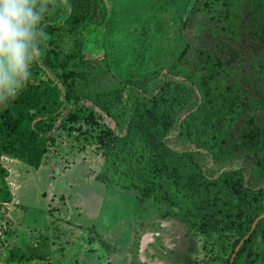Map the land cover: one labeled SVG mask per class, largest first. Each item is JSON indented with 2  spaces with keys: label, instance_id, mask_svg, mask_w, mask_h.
I'll return each mask as SVG.
<instances>
[{
  "label": "rangeland",
  "instance_id": "rangeland-1",
  "mask_svg": "<svg viewBox=\"0 0 264 264\" xmlns=\"http://www.w3.org/2000/svg\"><path fill=\"white\" fill-rule=\"evenodd\" d=\"M103 1L106 18L102 25L85 27L74 39L62 40L54 34L47 40L60 57L75 50V54L83 52L102 60V68L91 80L105 90L127 77L167 72L175 65L179 80L185 72L199 75L196 65L201 60L200 50H219L232 42L230 37H243V28L248 24V0H227L224 5L214 4L194 12L196 0ZM56 4L35 8L40 21L53 16ZM184 48L187 52L182 54ZM74 60L55 69L43 67L27 76L28 80L59 86L73 83L83 89L77 76H65L78 73ZM239 69H229L219 86L232 84ZM6 95L0 94V101ZM101 123L112 126L108 120ZM137 124L131 147L136 162L147 164L156 150L141 122ZM86 129V133L66 131L58 136L38 168L0 158V164L10 173L8 183L13 196L10 204L0 206V264H140V244L150 235L157 243L144 249L148 264H224L222 258L231 249L229 240L221 242L216 234L193 235L181 222L163 219L166 205L138 203L136 191L123 189L125 167H105L92 137L94 132L87 127L82 131ZM184 164L189 163H181L182 174L187 169ZM103 178L107 181L102 182ZM165 179L168 192L182 190L179 174ZM91 226L110 249L88 240ZM41 238L48 240V248ZM12 249L25 254L47 251L48 257L11 262Z\"/></svg>",
  "mask_w": 264,
  "mask_h": 264
},
{
  "label": "trees",
  "instance_id": "trees-1",
  "mask_svg": "<svg viewBox=\"0 0 264 264\" xmlns=\"http://www.w3.org/2000/svg\"><path fill=\"white\" fill-rule=\"evenodd\" d=\"M51 2H57L54 14L37 26L34 40L37 53L27 76L43 67L66 66L75 59L78 73L65 76H77L84 88L65 82L61 86L44 82L34 84L27 79L15 99L6 95L0 101V158L15 159L38 168L58 136L66 131L86 133L87 129H82L87 127L94 132L92 137L105 167H125L129 171L125 174L123 187L135 190L142 200L161 201L170 199L165 190L164 175L190 153L168 146V137L173 130L187 136L196 147L206 148L221 165L244 156L245 167L223 171L214 179L206 180L191 171L186 186L194 206L178 207V215L198 231L234 232L232 255L240 241L249 234L255 220L264 214V123L253 125L249 120V113L259 108L258 103L237 94L231 104L218 109L220 103L215 104L209 94L213 89V78L222 69L216 59L204 63L203 69L209 78L207 82L202 80L195 84L191 81L186 85L175 78L178 70L174 67L166 73L127 77L109 90L94 86L91 77L104 62L83 52L75 54V50L60 57L47 37L57 34L62 40L74 39L85 27L102 25L106 18L104 1L36 0L35 8ZM196 4H200V0H196ZM191 95L196 99L190 104L188 113L178 117L176 107L182 106ZM206 100L211 107L206 105ZM261 107L264 108V103ZM105 120L112 126L101 123ZM138 121L156 150L153 160L147 164L136 162L131 147ZM247 169H250V180L244 182L243 172ZM9 175L8 169L0 164V206L12 202ZM252 178L255 190L252 189ZM180 183L183 184V178ZM89 239L105 246L92 230ZM43 243L48 247V240ZM45 256V252L32 250L23 254L12 249L9 260L29 262L42 260ZM262 261L264 218L254 224L253 232L240 245L231 264H258Z\"/></svg>",
  "mask_w": 264,
  "mask_h": 264
},
{
  "label": "flooded vegetation",
  "instance_id": "flooded-vegetation-1",
  "mask_svg": "<svg viewBox=\"0 0 264 264\" xmlns=\"http://www.w3.org/2000/svg\"><path fill=\"white\" fill-rule=\"evenodd\" d=\"M226 2L227 0H200V4L198 5L195 4L191 12H194L195 10H199V9H207L214 4L224 5L226 4ZM246 17L248 19V24H246L243 28L244 30L243 37L241 36L230 37L232 42L231 43L226 42L224 46H221V48H219V50H204V51L200 50L201 60L196 65V70L198 73H200L199 75H196L192 72H185L183 73L182 75L183 77L181 78V80H179L177 77H179L180 72L177 65L173 66L171 69L176 67V69L178 70V74L177 76H175V78L178 81L183 82L186 85H189L191 81L197 84L202 80L205 82L209 80L206 70L203 69V67L205 66L204 65L205 61L212 59L218 60L221 64L222 69L220 73L216 75V77H214L212 80L213 89L211 90V92L209 90L210 97L214 99L213 102L215 104L218 105L220 103V106L218 107L219 110H222L225 105L231 104L234 97L237 94H240L241 97L243 98L248 97L249 100L252 99L253 101H256L258 103L259 108L258 109L255 108L253 109L252 113H249L250 114L249 120H252L251 124L256 125L258 123L261 124L264 123V108L261 107V105L264 103V0H248ZM186 52L187 49L184 48L182 54H185ZM233 67H240V69H239V73L233 76L232 84L222 83V85L219 86L220 79L224 76L226 72L229 71V69ZM161 73H166V72H161ZM195 99H196L195 95L193 96L191 95L190 98L185 103H183L182 106H177L176 107L177 116L184 117V115L187 114L189 111L190 104L194 102ZM245 101H247V99H245ZM210 104L211 103L206 100V105L211 107ZM118 132H121V130H118ZM168 139H169L168 146L171 149L179 152H185V151L190 152L183 156V159L176 164L177 165L176 168L168 170L163 177L165 181L166 180L165 178H167L168 176L172 174L173 175L179 174L181 180L183 178V184L179 182L182 190H179L178 192L170 193L167 190V185H165L166 186L165 190L168 196H170V199L161 200V201L142 200L139 198V195L136 192L137 201L140 204L146 202H152V203L166 205V209L161 214L163 219H172L181 222L183 226L193 235L216 234L218 238L221 240V242L224 240L226 241L229 240L230 248H231L230 252L225 258H222L223 263L227 264V258L231 255L232 244L235 241V237H236L235 233L234 232L217 233V232L198 231L197 229L189 226L188 223H186L182 219V217L178 215L179 208L181 205H187L190 207L194 206L191 200L189 199L190 191L188 189V186H186L187 176H189L188 174H190L191 171L194 172V174L196 175L201 174L204 178H206V180L214 179L223 171L237 170L240 167H245V163H244L245 157L242 156L240 160L235 159L229 163L227 162L221 165L215 162V160L212 158V155L209 153V151L206 148L196 147L194 143L190 142V139L187 136L178 134V132L175 130L172 131ZM183 161H188L189 163V164H184L186 165L187 168L184 172L185 174L180 173L181 163ZM189 166L194 167V169L189 170L188 169ZM128 172L129 171L126 170L125 174H127ZM243 173H244V182L250 180V169L245 170ZM251 184H252V189L255 190V180L253 178L251 179ZM123 189L125 188L123 187ZM125 190H129V189H125ZM263 205H264V198H263ZM110 220L112 219L110 218ZM90 230L98 234V236L100 237L101 241H103L105 246H101L100 243L95 241L94 243H97L98 245H100L101 248H104L105 250L110 249V245L106 243L104 239L101 238L100 234L94 230L93 226H91L88 230L89 241H90L89 239ZM252 232L253 230L252 231L250 230L247 238H249ZM44 240L46 239L41 238L42 242ZM156 243H157L156 237L153 235L147 236L142 240L139 250L140 264H148L143 256L144 249L145 247ZM235 250L234 253H232L228 264H231L233 262V259L235 258V255L237 253V252L235 253ZM45 253H46L45 258H47L48 252L46 251ZM233 255L234 258L232 259Z\"/></svg>",
  "mask_w": 264,
  "mask_h": 264
},
{
  "label": "clouds",
  "instance_id": "clouds-1",
  "mask_svg": "<svg viewBox=\"0 0 264 264\" xmlns=\"http://www.w3.org/2000/svg\"><path fill=\"white\" fill-rule=\"evenodd\" d=\"M36 0H0V94L15 99L36 58L34 40L40 22ZM27 61V62H26Z\"/></svg>",
  "mask_w": 264,
  "mask_h": 264
},
{
  "label": "water",
  "instance_id": "water-1",
  "mask_svg": "<svg viewBox=\"0 0 264 264\" xmlns=\"http://www.w3.org/2000/svg\"><path fill=\"white\" fill-rule=\"evenodd\" d=\"M262 218H264V214L261 215V216H259V217L255 220L254 224H255L257 221H259L260 219H262ZM254 224H253V226H252V228H251V231H252L253 228H254ZM247 237H248V235L245 237V239H246ZM245 239H243V240L240 242V244L237 246V248H236V250H235V253L238 251L239 246L244 242ZM234 255H235V254H234ZM234 255H233L232 259L234 258Z\"/></svg>",
  "mask_w": 264,
  "mask_h": 264
}]
</instances>
